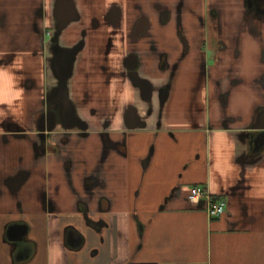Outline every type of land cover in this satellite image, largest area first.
<instances>
[{"label":"crops","instance_id":"1","mask_svg":"<svg viewBox=\"0 0 264 264\" xmlns=\"http://www.w3.org/2000/svg\"><path fill=\"white\" fill-rule=\"evenodd\" d=\"M56 13L72 18L58 29ZM258 38L264 0H0V264H81L90 238L109 264H264ZM63 84L87 130L58 119L44 152ZM196 185L223 214L188 200Z\"/></svg>","mask_w":264,"mask_h":264},{"label":"flooded vegetation","instance_id":"2","mask_svg":"<svg viewBox=\"0 0 264 264\" xmlns=\"http://www.w3.org/2000/svg\"><path fill=\"white\" fill-rule=\"evenodd\" d=\"M83 44V41L80 40L74 47L77 48V50L75 51V54L80 50L81 46ZM73 47V48H74ZM72 51V50H71ZM70 51V53H71ZM74 54V55H75ZM165 54H162V56H164ZM68 56L70 57L71 55L68 54ZM69 57L66 58V60L64 59L63 63H59V65L57 64L56 68H55V72L56 75L58 76V78H60V81L63 79L67 78V74L69 75V71L71 70L70 68V60ZM167 64V63H166ZM125 65L127 66L126 71L128 73V76L130 77L131 81L135 84H139L140 85V89L142 91V94L145 98H150L151 95L154 92L153 86L150 83V81L144 77H141V75L139 74V66L141 65L140 60L138 59V56L135 52H130L127 55V59L125 61ZM165 65V64H163ZM70 68V69H68ZM68 72V73H67ZM168 91L167 86H162L161 89H159V92L156 93V95L158 94L159 98H162L163 95ZM67 94V88L65 87V85L63 84V86H59L57 87L54 91L53 94H51L49 96L48 100H52V102H55V106H51L46 108V110L43 111L42 115L44 116V120L41 123V125H46L48 122L49 124L52 123V121H56V119H60L63 120L64 122H70V123H77L74 124L77 126V128H79L81 131H85L87 130V123L82 120L79 119L76 116V110L75 107H73L72 110V115L76 116L78 119H70L69 118H65L64 115L66 114L67 111H69V104L65 103L66 99L65 96ZM52 96V97H51ZM67 97V96H66ZM71 105V104H70ZM67 109V111H66ZM147 111L151 112V109L148 108ZM131 115L133 116V109L130 108L129 110H127V115H126V122L127 123H131ZM48 121V122H47ZM47 122V123H46ZM57 123V122H56ZM55 127V125H54ZM51 134V132H50ZM50 134L48 136L42 137L40 136V138H42V145H41V149L45 152L46 149L49 147H51L52 149H55L54 146H50L48 145V143H46L47 138L50 136ZM255 150V149H254Z\"/></svg>","mask_w":264,"mask_h":264},{"label":"rangeland","instance_id":"3","mask_svg":"<svg viewBox=\"0 0 264 264\" xmlns=\"http://www.w3.org/2000/svg\"><path fill=\"white\" fill-rule=\"evenodd\" d=\"M263 42H264L263 38H258V43L261 44L260 45L261 47L263 46ZM260 62H263L261 57H260ZM202 65L203 64L200 65L201 69L199 70V72L203 76H207L208 77L209 76V70L207 68L205 70H203L204 65H203V67H202ZM230 73H231V70H230V67H229L227 69L226 78H228ZM232 74H233V72H232ZM90 111H91V109H90ZM98 248H99L98 253L96 255H92L91 252L94 249H98ZM79 256H80L79 259L81 258V264H109V261H110V247H109V245L107 243H105V244L104 243H100L99 238L98 239L97 238H90L89 239V247L86 246L84 249H82L81 254Z\"/></svg>","mask_w":264,"mask_h":264},{"label":"built area","instance_id":"4","mask_svg":"<svg viewBox=\"0 0 264 264\" xmlns=\"http://www.w3.org/2000/svg\"><path fill=\"white\" fill-rule=\"evenodd\" d=\"M203 199L208 201V213L210 216H219L225 211V201L222 199H215L208 194L205 188L201 186H193L191 192L188 195V200L193 203H199Z\"/></svg>","mask_w":264,"mask_h":264},{"label":"water","instance_id":"5","mask_svg":"<svg viewBox=\"0 0 264 264\" xmlns=\"http://www.w3.org/2000/svg\"><path fill=\"white\" fill-rule=\"evenodd\" d=\"M63 14L64 13H62V14H60V13H56V16H57V28L59 29V28H61V27H63L71 18H72V16H63ZM59 16H63V18L64 19H62V18H59ZM77 50V48L76 47H74L73 49H72V51H71V53H70V57H69V60H70V63L72 62V60H73V57H74V54H75V51ZM72 110H73V107L71 106L70 107V109H69V111H67L66 112V114L64 115V117L67 119V118H69L70 117V119H75V120H77L78 118L76 117V116H74V115H72ZM261 114H262V118L264 119V110H262L261 112H260ZM57 120L58 119H56V121L54 120V121H52V123H50L49 124V122L46 124V125H41V126H39L38 128H37V130H38V135H40V136H42V137H45V136H48L49 134H50V132L54 129V125L56 124V122H57ZM60 120V119H59ZM62 123H64V124H69L70 122H63V120H60ZM72 123H70V125H71ZM73 124H77L76 122L75 123H73ZM78 125V124H77ZM261 126H259L260 128H264V126H263V124H260Z\"/></svg>","mask_w":264,"mask_h":264}]
</instances>
